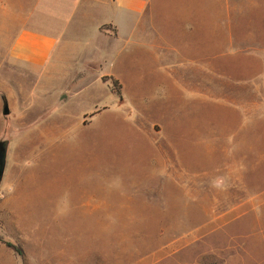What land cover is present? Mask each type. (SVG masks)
<instances>
[{"label":"rangeland","instance_id":"1","mask_svg":"<svg viewBox=\"0 0 264 264\" xmlns=\"http://www.w3.org/2000/svg\"><path fill=\"white\" fill-rule=\"evenodd\" d=\"M141 2V14L115 17L123 38L106 50L119 52L108 72L121 98L94 69L57 110L56 93L41 94L47 83L12 62L5 104L18 119L0 125V264H264V0ZM88 52L70 49L80 55L71 67ZM181 70L187 79L176 81ZM196 79L237 100L250 91V109L218 95L213 118L198 114ZM165 80L188 96L181 176L156 159L161 127L149 113L138 128V97L161 100ZM196 114L216 122L213 149L206 129L195 143Z\"/></svg>","mask_w":264,"mask_h":264},{"label":"crops","instance_id":"2","mask_svg":"<svg viewBox=\"0 0 264 264\" xmlns=\"http://www.w3.org/2000/svg\"><path fill=\"white\" fill-rule=\"evenodd\" d=\"M141 1L0 0V125L1 123L6 124V118H10V121L18 119L14 115L15 112H11L9 106L5 104V101H8L7 95H11L12 92L10 82L6 81L11 79L13 61L31 70V74L25 75L26 78L36 77L47 83L41 94L48 96L56 93L57 97L52 105L57 110L61 105L59 95L69 97L80 93L85 89L86 81L90 80V71L94 69L101 71V74L98 75L99 81L105 78L119 81L117 75L115 77L113 73L108 72L111 70L108 67L114 63L115 59H118L119 52H115V50L110 53L106 51L107 46L110 45V42L118 44L121 42L119 40L123 38L121 26L115 17L123 15L124 12L127 16L141 14L146 8L145 3ZM62 17L63 19H61ZM64 17H67L66 20ZM129 26H131V34H128L124 43L128 47H130L131 41H134V32L139 29V24L135 27L134 23H131ZM6 32L8 33L7 38ZM103 42L105 43L104 47ZM86 48H89V52L84 57L86 61L83 68H79L75 64V67H71V64L76 63L80 55L73 54L74 57H70L69 50ZM173 49L175 51V48ZM165 72H168L165 76L169 79L170 71ZM196 75L201 78L200 75ZM172 76L176 81L178 79L181 81L182 77L187 79L188 75L186 70L183 72L181 70L174 71ZM50 81H52L51 84ZM56 81L67 82L63 85V88L68 87L67 93H63L64 91L61 94L58 93L60 84ZM101 84L103 85V83ZM161 87L164 94L161 95V100L145 101L144 103V99L138 97L139 104L136 106L141 121V126L138 128L142 132L146 125L145 117L147 116L145 113H149L150 119H154L155 124L161 127L162 138L158 141L160 146H155L158 154L156 159L165 161L166 165H169L175 172L178 171L177 174L181 176L186 172L185 164L181 161V145L187 140L189 141L186 122L189 110L188 96H186V89L183 90L179 83L173 86L165 80ZM194 91H197L198 94L196 98L193 97L195 102L193 105H195V111L198 114L200 111L206 110L207 112L204 113L213 118V111L219 109L215 107L220 105V99L216 102L218 95L219 97L224 95L227 103L230 101L236 105L240 103L244 107L245 114L250 109V91L245 89L238 94L240 98L237 100L232 92L221 91L220 83L214 86L213 83H206L203 79L201 81L196 79ZM37 94L36 91L35 96ZM201 102L208 104L201 105ZM6 107L10 113L7 116L4 115ZM198 114H196V119L201 123L197 126L195 143H202L203 139H206L203 137V131L206 129L208 133L205 144H211L213 149L220 141L218 138L220 131L215 134L214 125L216 122L211 121L212 126L209 127V123H207L209 121L207 119L201 121ZM216 135L218 142H216ZM164 145L167 150L163 149ZM163 150L165 153H161ZM170 158H174L173 161L169 160ZM172 165H175V168L171 167ZM169 175L174 176L175 174L171 172Z\"/></svg>","mask_w":264,"mask_h":264},{"label":"water","instance_id":"3","mask_svg":"<svg viewBox=\"0 0 264 264\" xmlns=\"http://www.w3.org/2000/svg\"><path fill=\"white\" fill-rule=\"evenodd\" d=\"M9 110L8 107L5 108L4 115H9ZM4 146L3 148V154H2V162H1V167H0V188H1V183L4 177L5 173V168H6V157H7V148H8V143H0V145Z\"/></svg>","mask_w":264,"mask_h":264},{"label":"trees","instance_id":"4","mask_svg":"<svg viewBox=\"0 0 264 264\" xmlns=\"http://www.w3.org/2000/svg\"><path fill=\"white\" fill-rule=\"evenodd\" d=\"M108 80L112 82V90H113V92L121 98L122 87L119 84V82L118 81H114L113 79H108Z\"/></svg>","mask_w":264,"mask_h":264},{"label":"flooded vegetation","instance_id":"5","mask_svg":"<svg viewBox=\"0 0 264 264\" xmlns=\"http://www.w3.org/2000/svg\"><path fill=\"white\" fill-rule=\"evenodd\" d=\"M3 148H4L3 144L0 145V167H1V162H2Z\"/></svg>","mask_w":264,"mask_h":264}]
</instances>
